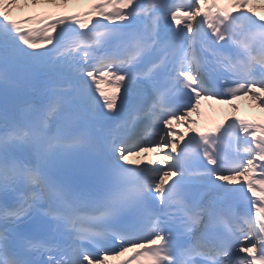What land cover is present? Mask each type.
<instances>
[{"label":"snow or ice","instance_id":"snow-or-ice-1","mask_svg":"<svg viewBox=\"0 0 264 264\" xmlns=\"http://www.w3.org/2000/svg\"><path fill=\"white\" fill-rule=\"evenodd\" d=\"M262 10L0 0V264H264Z\"/></svg>","mask_w":264,"mask_h":264},{"label":"bare ground","instance_id":"bare-ground-1","mask_svg":"<svg viewBox=\"0 0 264 264\" xmlns=\"http://www.w3.org/2000/svg\"><path fill=\"white\" fill-rule=\"evenodd\" d=\"M251 7L256 8L257 10L260 9L259 4H252ZM264 11V10H262ZM19 13H14V15H18ZM102 88L105 89L106 92H113L115 89H111L110 86L107 85H101ZM234 103L240 105L239 111L234 110V115H230L228 111L232 110V107L229 104L223 103L222 108H219L218 102H203L201 105V111L200 114L195 115L192 114L191 119L199 121V124L191 125L192 128H205L210 124H213L215 122L223 121L226 118H234L236 116L244 117L249 116L253 120L259 119L261 117H264V113H261L259 108H257L255 105H251L250 101L247 99H241L237 100ZM178 129L183 130V133H188V126L186 124H180L176 126ZM167 151V150H165ZM151 156H148L149 159H155L156 155L154 152H152Z\"/></svg>","mask_w":264,"mask_h":264}]
</instances>
